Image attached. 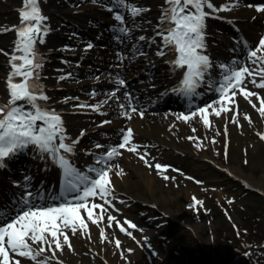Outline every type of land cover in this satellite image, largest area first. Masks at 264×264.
I'll return each mask as SVG.
<instances>
[{
  "label": "rangeland",
  "instance_id": "374dc122",
  "mask_svg": "<svg viewBox=\"0 0 264 264\" xmlns=\"http://www.w3.org/2000/svg\"><path fill=\"white\" fill-rule=\"evenodd\" d=\"M42 2L44 15L48 17L46 24L51 31L45 38L46 42L40 45V55L43 58L40 82L50 97L46 106L55 109L62 116L67 135L77 138L80 130H85L86 134L77 145V149L81 148L77 153H83V149L93 142L100 143L101 138L109 133L104 125L98 126L106 119L117 121L119 126L113 134L118 139L121 129L132 128V143L148 146L142 147L141 152L147 151L150 153L149 159H158L159 163H172L179 170L174 172L169 168L165 175L174 176L176 179L165 181L156 174L155 169L146 167L136 155L121 149L122 155L112 163L119 164L124 172L118 177L114 175L115 169L110 173L116 197L113 204L119 212L111 208L109 211L121 223L126 218L143 231L128 229L135 236L133 240L120 233L115 225L113 229H107L105 217L104 226L108 240L114 239L115 231V238L121 241V248L133 250L131 253L124 252L125 260L121 258L114 242L100 244L99 229L89 222L94 243H89L86 237L79 234L71 236L69 233L73 251L69 252L65 246L64 252L70 253L74 259L67 261L59 256L64 264H230L231 252L240 253L247 247H252L251 244H244L242 238L237 239L238 234L235 235V232L238 230L240 234L241 229L237 227L234 230L233 225L243 224L240 213L253 215L254 211L255 215H264V140L256 135L257 132L264 133V117H261L243 96L236 97L240 113L239 126L228 123L227 135L225 123L233 115L232 112L222 114L219 118L210 115L209 120L214 127L206 128L197 121L185 124L177 121L175 116L178 112L187 114L189 107L176 112L180 107L171 106L167 100L155 102L153 99L157 98L156 92L148 88L143 93H137L144 94L145 99H153L144 101L141 109L133 104L137 109L144 111L137 129L130 120L120 116L121 109L116 106L115 101H109L99 113L90 108L75 107L81 103L96 104L105 100L107 94L117 87L115 80L124 79L122 73L129 70L125 60L132 56L135 47L143 42L139 37L144 36L147 40L155 35L164 0H127L128 3L144 9V12L135 20L125 11L126 24L123 26L130 27L131 32L130 35L124 36L121 45L118 44L115 48L100 41L110 37V31L102 24L109 22V16H112L108 10L103 9L108 8L105 3H93L92 0ZM209 2L220 8L231 0ZM248 4L253 7H247ZM263 4L264 0H239L238 7L216 13L231 19L233 24L206 18V54L213 62L218 64L229 58L230 54L223 50L225 46L240 51L239 48L243 45L240 44L241 41L248 43V48H255L259 38L264 36V19L255 11V6ZM21 8L22 0H0V50H3L0 51V105L7 103L8 99L6 77L10 67L9 56L4 53L11 54L14 47L16 34L11 29L20 25ZM233 37L238 40L232 39ZM94 38L99 41H94ZM151 40L150 48L154 45ZM232 41L237 44L232 45ZM88 44L93 47L87 48ZM124 55L127 57L120 63L121 70L112 72L113 63ZM233 56L242 61L246 59L245 55L241 58L237 54ZM68 73H71L70 77H67ZM61 75L67 78L60 81L58 78ZM96 77H99V80L95 79ZM127 86L128 84L117 92V96L126 106L124 93L129 91ZM248 90L257 92L264 98V89L248 84ZM93 91L96 92L95 97L91 95ZM69 97L78 99H70L65 103V99ZM216 98L214 94L200 106ZM252 102L256 104V108L260 107L256 97H252ZM245 113L251 117L252 125L244 120ZM173 124L176 127L170 131ZM91 127L94 129L89 130ZM193 127L196 132H192ZM146 131L152 135L146 134ZM187 136H196L199 140L190 141L185 139ZM212 140L216 143H212ZM197 143L202 144V147L197 148ZM104 146V149H99V153L106 151L107 145ZM231 167L238 169L240 175L232 173L230 176L223 171ZM12 169L14 168L11 166L7 167L0 174L1 179H5L6 171ZM147 177L148 181L145 179ZM195 181L203 183L197 184ZM260 181L262 182L259 183ZM193 196L202 201L203 205H197L196 209L189 207L193 204ZM121 200L124 203H120ZM229 200L232 201L231 204L228 203ZM96 202L103 203L98 199ZM94 212L98 213L99 209ZM81 215L86 217L87 214L82 212ZM124 227L127 228V225ZM145 236L148 238L146 244L150 247L140 246L145 245ZM230 238L233 239L232 242ZM136 241H139V244ZM20 259L21 264H34L25 258ZM232 264H264V249L243 251Z\"/></svg>",
  "mask_w": 264,
  "mask_h": 264
},
{
  "label": "snow or ice",
  "instance_id": "6c2138e0",
  "mask_svg": "<svg viewBox=\"0 0 264 264\" xmlns=\"http://www.w3.org/2000/svg\"><path fill=\"white\" fill-rule=\"evenodd\" d=\"M92 2L95 3L96 0ZM40 3L41 0H22V8L19 10L20 25L11 29L16 34L14 47L11 54L4 53L9 56L10 71L6 77L7 103L0 105V170L7 168V161L30 152L34 159L59 169L60 187L58 193L49 194L42 187L33 191L30 176L24 177V184L12 182L14 187L21 189V192L13 194L6 204L0 205V264H21L20 258H25L34 264H53V262L64 264L59 258L64 253V247L66 246L69 252L73 251L69 233L71 236L79 234L81 237H86L89 243H94L91 239L89 222L99 229L100 244L114 242L121 258L126 260L124 252L131 253L133 250L121 248V241L115 238V231H113L114 239L108 240L104 226L105 217L107 229H113L115 225L120 233L128 235L133 240L135 236L128 229L143 230L138 229L135 223L126 218L121 223L109 211L111 208L119 212L113 204L116 197L110 173L115 169L114 175L118 177L124 172L119 164H113L112 161L122 155L121 149H125L136 155L146 167L155 169L156 174L165 181L169 179L174 181L176 177L165 175L170 165L153 164L154 158L149 159L150 153L141 152L142 147L148 146L132 143L133 129L130 127L121 129L119 142L108 147L106 151L99 154L91 150L85 151V155L93 157V160L86 164L83 170L76 166L73 157L78 151L77 145L86 134L85 130H80L76 139L67 135L62 116L55 109L46 106L50 97L40 82L43 58L39 53L38 45L46 42L45 38L51 31L46 24L48 17L42 14ZM112 4L114 7H108L107 10L114 12V20L121 25L117 28L120 36L116 37L120 40L131 32V29L123 26L126 24L125 11L134 19L141 16L144 9L128 3L127 0H112ZM238 6L239 0H231L229 4L220 8L214 7L209 0H164L155 28V36L160 38L155 55L160 58L169 57L164 62L172 70L180 73L179 84L171 91L186 99L190 111L187 114H177L175 116L177 121L185 124L197 121L209 128L214 127L209 120L210 115L219 118L222 114L232 112L233 115L225 123V135H227L228 123L239 126L240 113L236 100L238 95L243 96L260 116L264 117V98H261L259 93L248 90V84L264 89V36L259 38L254 49H247L246 59L243 61L232 58L228 63L217 64L206 54V18ZM247 7L253 5L248 4ZM205 8L209 11H205ZM255 11L264 14V5L255 6ZM145 39L144 36L139 37L140 41ZM151 43L157 41L152 39ZM92 47V44L87 45L89 49ZM124 59L125 57H120L121 62ZM213 68L218 70V79H213L211 76ZM70 76L71 73H68L67 77ZM67 77L61 75L58 79L63 81ZM95 79L99 80V77ZM115 83L117 87L107 94L105 100L96 104L81 103L75 107L90 108L99 113L109 101H115L122 110L121 117L131 120L135 114L143 118L144 111L133 105L130 93H124L127 106L120 102L117 96L120 88L126 87L125 80L117 78ZM202 87L214 91L217 98L203 106L194 107L193 101L202 95L198 91ZM91 95L95 97L96 92L93 91ZM252 97L259 100V108H256V104L252 102ZM70 99L78 98L69 97L64 102ZM243 118L249 125L253 124L248 114H243ZM110 123L111 121L105 120L98 126L102 127ZM175 127L173 124L169 130ZM192 132H196L195 127L192 128ZM256 135L264 140V133L257 132ZM185 139L199 140L196 136H187ZM212 143L216 141L212 140ZM195 146L199 148L202 144L197 143ZM94 147L104 149L105 146L96 143ZM172 171L179 172L175 168ZM97 199L103 203L96 202ZM192 199L193 204L189 207L196 209L197 205H203V202L197 200L195 196ZM119 202L124 203L122 200ZM228 203L231 204L232 201L229 200ZM95 209H99V212L95 213ZM82 212L87 214L86 217L81 215ZM125 224L127 228L124 227ZM237 234L239 235L238 230ZM147 239L145 236V245H140L141 247H150L146 244ZM136 242L139 244V241Z\"/></svg>",
  "mask_w": 264,
  "mask_h": 264
},
{
  "label": "bare ground",
  "instance_id": "6f19581e",
  "mask_svg": "<svg viewBox=\"0 0 264 264\" xmlns=\"http://www.w3.org/2000/svg\"><path fill=\"white\" fill-rule=\"evenodd\" d=\"M259 15H262V18L264 19V14L260 13ZM223 50L226 53L229 52V48H227V46H225L223 48ZM133 58L134 57H131V58L126 60V64L130 67V70L126 73L127 76H132L134 74L140 73L141 70H143V69L148 70L149 66H151V64L153 63L150 55H147V56L141 55V56H139V58H135V59H133ZM164 58H165V60L169 59V57H164ZM166 66H168V64H166ZM157 70L158 69L156 68L155 71H157ZM155 75L156 74H153V77H151L150 79H146L145 76H141L144 79L142 80V82L140 84H138V86H140V87H137V88L142 89L141 87H144L146 89L149 87L152 90L156 89L155 85H154V81H155L154 76ZM212 76L215 77L214 73H212ZM178 84L179 83H177V86H178ZM140 102L141 101H138L137 104H139ZM178 114H180V113H178ZM141 120L142 119L139 116L133 114V118L130 121L134 125L135 129H137ZM117 126H119L117 124V121H111L110 124H105L103 127L107 128L109 130V132H111L110 130H112V133H113L116 131ZM93 129H94V127H91L89 130H93ZM112 133H110V134L113 135ZM146 134L152 135V133L149 131H146ZM111 135L104 137L102 140L111 141V137H110ZM73 159L75 161L76 166H85L86 164L91 163L93 158L91 156H88V155H86L82 158L75 155V157H73ZM36 165L37 166H32L30 169H28L29 170L28 172H25V170H23V169L18 170V172L15 173V175L18 178L17 179L15 178V179L18 180V182L20 184H24L25 183L24 177L30 176L32 178L31 188L33 191H36L38 188H41V187L43 189H45L46 191H49L50 188L59 187L61 177H60V171L58 168L51 166V165L48 166L44 162H41L38 160H36ZM48 167H50V169H48V171L45 170ZM228 171L231 173H234L236 175H240L238 169H236L234 167L228 168ZM55 177H57L56 180L54 179ZM145 179H146V181H148L147 180L148 177ZM261 182L262 181H260L259 183H261ZM2 184H3V181L0 180V185H2ZM14 188L15 187L12 185L10 187V190L13 191ZM61 256L64 257L67 261H72L74 259V257L68 252H64L63 255H61Z\"/></svg>",
  "mask_w": 264,
  "mask_h": 264
},
{
  "label": "trees",
  "instance_id": "16d2710c",
  "mask_svg": "<svg viewBox=\"0 0 264 264\" xmlns=\"http://www.w3.org/2000/svg\"><path fill=\"white\" fill-rule=\"evenodd\" d=\"M256 212L253 211V215L251 214H246V213H240L241 215V223L242 225L239 224V227L241 229V232L239 235H237V239L242 238L243 243L248 245V244H253L255 243L256 239H261L264 235V216H261L260 214L255 215ZM236 230V228H234ZM237 233L235 232V235ZM235 238V237H234ZM232 242V238H230ZM235 247V246H234ZM227 248V245H225V249ZM229 251V250H228ZM231 252V258H233L235 255L238 253Z\"/></svg>",
  "mask_w": 264,
  "mask_h": 264
}]
</instances>
